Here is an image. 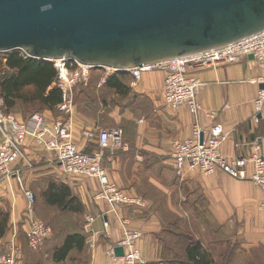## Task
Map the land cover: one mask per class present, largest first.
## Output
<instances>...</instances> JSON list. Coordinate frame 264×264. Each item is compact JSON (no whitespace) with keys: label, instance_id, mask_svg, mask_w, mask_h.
Returning <instances> with one entry per match:
<instances>
[{"label":"crops","instance_id":"crops-1","mask_svg":"<svg viewBox=\"0 0 264 264\" xmlns=\"http://www.w3.org/2000/svg\"><path fill=\"white\" fill-rule=\"evenodd\" d=\"M197 76L202 83L197 94L201 109L197 119L186 106L173 110L165 105L164 72L145 73L137 86L129 84L135 97L146 100L149 106L143 122L139 123L137 118L138 109L130 107L100 120L77 108L73 116V129L74 141L80 148L86 149L89 145L82 137L84 129L92 130L115 123L123 126L128 150L110 157L105 167L111 179L130 195L139 197L142 204L123 206L115 216L109 213V206L104 202H93V195L98 189L95 179L66 173L60 183L71 188L85 212L80 216L74 215V221L63 225L60 231L84 234L87 240L85 247L72 251L64 264H124L122 261L115 262L107 253L121 240V219L129 221L130 228L142 233L137 247L142 253L143 264H178L176 256L163 254L164 237L167 235L175 240L174 236L169 235L166 226L185 231L183 233L201 240L208 248H214L226 238L234 246L243 243L245 252L242 254L250 256L247 258L249 262L259 249L264 253V210L260 209L264 198L255 185L237 181L222 172L212 176L193 172L180 180L170 160L172 142L192 138L195 125L202 129L203 136L208 135L213 125H223L231 133L229 140L222 146L223 153L230 159L236 155L251 157L255 142L261 145L264 154V109L262 114L254 117V104L261 88L254 81L264 76V70L248 58L238 63L198 71ZM50 114L49 111L45 113L46 116ZM27 153L34 161L33 177H44L63 170L62 166L50 163L51 156L37 148L31 140L27 141ZM25 169L22 168L20 172L23 185ZM249 172H252L251 166ZM25 188H30L29 182ZM0 199H7L13 204L11 231L10 234L6 232L0 240V246H4V249L7 246V249L14 234H17L19 246L24 248L25 242L27 247L26 232L29 225H22L25 241L18 235L19 221L24 217L22 209L27 205V200L17 179L13 180L11 188L8 183L2 184ZM88 217L96 218L93 224V248L84 229ZM104 220L110 224L107 233L103 227ZM54 234L52 229L49 240ZM209 234H213V240L207 236ZM62 241L63 238L57 236L51 242H46V249L51 251L61 245Z\"/></svg>","mask_w":264,"mask_h":264},{"label":"built area","instance_id":"built-area-1","mask_svg":"<svg viewBox=\"0 0 264 264\" xmlns=\"http://www.w3.org/2000/svg\"><path fill=\"white\" fill-rule=\"evenodd\" d=\"M26 57L25 55H23ZM249 56L259 68L264 70V33L226 47L224 49L198 54L190 57L178 58L155 65H146L126 71L112 68H101L103 76L100 86L118 72H125L131 76V86H137L142 75L151 72H164L163 100L167 107L176 110L186 106L197 119L201 109L197 101L198 90L202 83L197 72L217 68L220 65L238 63ZM57 72V79L52 88L62 94V102L56 107L58 118L46 115H35L26 124L7 117L0 111V125L6 140L0 146V192L3 183L12 187L13 180L17 179L20 190L24 194L28 211L26 218L29 229L26 232L28 246L33 251L41 250L52 236V228L42 220L35 217L34 206L36 196L34 192L25 188L21 183L20 172L22 168H34V161L27 153V141L47 152L51 157L49 162L63 167L65 172L72 176L93 178L98 183V189L93 195V202H104L109 206V213L118 215L123 206L141 205L142 200L132 196L120 188L110 177L105 162L117 153L127 151L128 143L125 132L120 127L92 129L82 132L83 140L87 144H96L97 148L91 152L86 151L74 141L73 115L75 89L80 85L88 84L93 73L97 70L91 66L82 65L75 60L61 59L51 62ZM263 86L259 89L255 100V118L262 114L264 109V76L254 81ZM202 129L195 125L193 137L183 140H174L171 144L170 160L176 176L184 180L190 173L199 172L205 176H212L222 172L229 177L244 182H251L263 194L264 198V154L258 142L253 145V154L246 158L236 155L228 158L222 151V146L231 137L223 125L215 124L209 129L201 143ZM249 166L252 172H249ZM14 194V192L12 193ZM264 210V200L260 204ZM95 217H88L84 227L89 236V244L95 247L92 239ZM122 237L115 247L107 253L114 260L124 264H143L141 251L137 247L142 233L130 228L129 221L120 220ZM107 233L110 224L103 222ZM17 234H14L7 252L0 254V264H23L22 248L18 244ZM124 249L123 257H116L115 248Z\"/></svg>","mask_w":264,"mask_h":264},{"label":"water","instance_id":"water-1","mask_svg":"<svg viewBox=\"0 0 264 264\" xmlns=\"http://www.w3.org/2000/svg\"><path fill=\"white\" fill-rule=\"evenodd\" d=\"M262 33L264 0H0V53L97 69L160 64Z\"/></svg>","mask_w":264,"mask_h":264},{"label":"trees","instance_id":"trees-1","mask_svg":"<svg viewBox=\"0 0 264 264\" xmlns=\"http://www.w3.org/2000/svg\"><path fill=\"white\" fill-rule=\"evenodd\" d=\"M1 65H4L10 71L0 81V95L7 109L14 108L17 101H38L44 108L51 111H55L56 107L61 104V92L52 88L54 81L57 79V72L51 62L34 60L24 57L19 52H12L6 56L5 61L0 59ZM128 78L131 80V76L128 73L118 72L109 77L101 86H106L108 90L127 97L131 93V88L124 82V79ZM92 79L93 76L91 81ZM91 81L88 84L77 87L75 92L88 86ZM29 89L32 90L28 92ZM87 147L90 148L88 149ZM87 147L85 150L91 152L97 148V145L91 143ZM43 200L46 206L55 207L73 215L80 216L85 212L81 202L74 196L71 188L65 184H48L43 194ZM7 225L8 217L0 215V240L7 232ZM60 233H58L60 234L58 237L63 238L61 245L55 247L49 253L53 264H64L72 251L82 250L86 245L87 237L84 234L71 233L69 231H60ZM169 235L174 236L175 240H172V238L168 239V236L164 237L162 240L164 243L163 254L171 257L176 256L179 260L178 264L219 263L213 253V249L206 247L201 240H196L178 231H171ZM233 254H236L235 250L229 253L226 264H233V258H231V256H234ZM250 263L248 262L247 264ZM25 264L32 263L26 262Z\"/></svg>","mask_w":264,"mask_h":264},{"label":"rangeland","instance_id":"rangeland-1","mask_svg":"<svg viewBox=\"0 0 264 264\" xmlns=\"http://www.w3.org/2000/svg\"><path fill=\"white\" fill-rule=\"evenodd\" d=\"M11 53L12 52L0 53V59H3L5 61L6 56ZM9 73L10 71L4 65H1L0 66V81L2 80L3 77L8 75ZM102 76H103V72L101 70L95 71L93 73V79L91 83L86 87L76 90L74 94V101H73L74 115L78 108L79 111L86 113L88 116L90 115V116H93L92 118L96 120H100L105 117H108V115H111V113L113 112H118V111L123 112V111H126L128 107H130V109L131 108L135 110L138 109L137 118L139 120V123L143 122L145 119V115L149 111V106L146 100L142 99L141 97H135V95L132 92H131L132 94H129L125 98L122 96L116 97L115 92L108 90L106 86H100ZM124 82L129 85L131 83V80L129 78L124 79ZM31 90L32 89H29L28 92H30ZM0 111L2 112L4 116L12 117L15 121H18L24 124H26L33 116L42 115V114L45 115V113L48 111L51 112V114L48 117L55 118V119L59 117V113L56 109L55 111L48 110L44 108V106H42L40 102L38 101H31V102L17 101L16 106L14 108L7 109L5 102L3 98L1 97V95H0ZM108 127H120L123 129V126L118 123H115L114 125H109L106 127H98L95 129H103V128H108ZM86 130L88 129H84L83 131H86ZM87 148L89 149L90 147H87ZM33 169L34 168L32 169L27 168L24 170L23 172L24 186L26 185V183L29 182L30 184L29 189H31L36 195V202L34 206L35 217L38 218L39 220H42L49 226H51V228L55 231L54 237L51 240H48L47 243H49L55 238H57V236L62 234L60 233V230H62V227L64 228V226H66L69 222L71 223L74 221L73 214L65 212L55 207L50 208L45 205L44 200H43V194L45 190L47 189L48 184L50 183L61 184L60 182L61 180L64 179L66 172L63 169L64 171L60 170V172L56 171L55 173H50L48 175H45L44 177L36 178V177H33L34 175L33 173L35 172V171L33 172ZM12 205H13L12 202L8 201L7 199H0V215L8 217L7 233L9 234L11 231ZM27 208H28V205H26L22 209V212L24 213V217L21 221H19L20 224H19L18 235L22 236L23 240H24L23 238L24 231L22 229V225L28 224V221H26V215H25L28 211ZM66 216L68 217L71 216L72 218L69 219ZM178 225L180 228L181 225L180 224ZM165 228L167 229L168 232L178 231L172 226H166ZM229 228H228V232L230 230ZM178 232L183 233L185 231L179 230ZM207 236L213 240V237H214L213 234H209ZM227 236L229 237L230 234L227 233ZM169 238L171 237H168V239ZM47 243L38 252H32L30 251V249H28V246L27 247L25 246L27 245V243L24 242L25 245H24V248H22L24 258L22 254V263L25 264L26 262H31L32 264H53L51 257L49 255L50 251L46 249ZM242 244L243 243H240V245L234 246L230 242V240H228L227 238L226 240H224V242L221 241L217 243L215 247L212 249L214 251L213 253L216 259L219 262L218 264H226L228 255L230 252H233V250H235L236 254H233L234 255L233 257L231 256V258H233L232 262H235V260H237L236 264H246V262L248 263L249 259L247 258H249L250 256L249 255L245 256L244 254H242L245 252V249L242 247ZM6 247L4 249V246H0V254L6 253V250L8 249V248L6 249ZM261 253H263L262 249H259L255 253V256L254 258H252V261L250 264H264V257H263L264 253L263 255H261ZM240 260L244 262L241 263Z\"/></svg>","mask_w":264,"mask_h":264}]
</instances>
